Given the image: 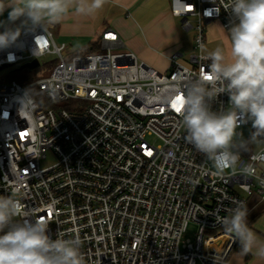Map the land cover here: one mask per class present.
<instances>
[{
    "label": "built area",
    "instance_id": "2783aa9c",
    "mask_svg": "<svg viewBox=\"0 0 264 264\" xmlns=\"http://www.w3.org/2000/svg\"><path fill=\"white\" fill-rule=\"evenodd\" d=\"M228 4L171 0L173 15L194 31V50L189 63L172 55L165 72L113 31L103 34L101 50L82 54L58 43L52 27L0 50V195L20 187L22 209L47 220L53 239L79 236L85 264H235L237 242L221 221L236 202L248 205L254 195L264 202V167L245 178L241 165L251 153H242L235 169L215 175L212 161L185 142L173 107L189 80L207 71L206 24L228 28ZM49 55L55 59L42 63ZM34 60V69L55 63L27 84L10 78ZM228 107L227 94L212 102L213 111ZM50 153L54 162L43 166ZM191 223L196 239L184 241Z\"/></svg>",
    "mask_w": 264,
    "mask_h": 264
},
{
    "label": "clouds",
    "instance_id": "9594fccd",
    "mask_svg": "<svg viewBox=\"0 0 264 264\" xmlns=\"http://www.w3.org/2000/svg\"><path fill=\"white\" fill-rule=\"evenodd\" d=\"M105 0H0V16L6 9L7 21H0V50L17 44L22 34L43 32L59 23L75 7L77 14L91 15ZM232 16L228 27L231 62L221 48L201 55L211 61L207 71L190 79L180 107V127L184 140L212 161L215 175L223 177L228 168L240 164L242 153H251L250 162L241 165L245 178H254L257 166L264 167V149L251 152V146L264 145V0H230L225 7ZM19 21V24L16 22ZM202 53L206 50L200 44ZM227 94L229 107L212 110V102ZM25 95L21 98V111ZM251 123L247 139L241 131ZM23 193L12 186L11 194L0 195V264H85L79 236L53 239L49 222L33 219L22 209ZM248 208L236 202L221 221L225 231L239 243L243 255L264 259V241L249 227ZM19 218V219H18Z\"/></svg>",
    "mask_w": 264,
    "mask_h": 264
},
{
    "label": "crops",
    "instance_id": "0c3cea01",
    "mask_svg": "<svg viewBox=\"0 0 264 264\" xmlns=\"http://www.w3.org/2000/svg\"><path fill=\"white\" fill-rule=\"evenodd\" d=\"M170 3L171 0H105L103 7L91 15L77 14L75 7L70 8L68 14L51 27L61 43L78 41L86 51L92 50L97 42L101 44L107 31L116 32L125 49L165 72L172 55H180L185 62L183 51L194 46V32L191 34V30L182 27V19L173 15ZM9 11L5 10L0 21H7ZM247 208L249 227L264 241V202L254 195L249 198ZM230 259L235 264H264V259L255 255H243L238 242Z\"/></svg>",
    "mask_w": 264,
    "mask_h": 264
},
{
    "label": "rangeland",
    "instance_id": "374dc122",
    "mask_svg": "<svg viewBox=\"0 0 264 264\" xmlns=\"http://www.w3.org/2000/svg\"><path fill=\"white\" fill-rule=\"evenodd\" d=\"M192 32H194V31L191 30V34H192ZM55 39L58 43L62 42L56 36H55ZM66 42H67L68 48H71L74 51H76L75 54H82V53H87V52L93 51V50L86 51L85 46L78 41H66ZM203 45H204V48L206 50V52L204 54H206L207 52H212L217 47H219L223 50L224 55L226 56L227 62H231L232 56H231V42H230L229 32H228V28H225L222 25V23L217 21V22H210V23L206 24L205 38H204ZM193 50H194V46H192L191 48L188 47L183 51V54H184L183 60L185 62H187V63L190 62V54ZM94 51H99V50H94ZM54 59H55L54 55H49L48 58L42 60V63H44L45 61H51ZM67 60H70V57L67 58ZM46 69H47V67L43 66L41 70L44 71ZM28 70H32V69H28ZM10 71H12V70L6 69L3 71V73L10 72ZM42 73H39V70H36L35 74H33V76H31V78L29 77L27 79L30 82V81L36 79L37 77L41 76ZM251 130L252 129H251V123H250V125L244 126L240 129H238L237 131H241L244 135V138L247 139ZM263 146L264 145L259 146V148H258V146L253 145L251 147H253L255 150H258V149L262 148ZM54 160H55L54 155H52L50 153L48 158L42 162V165L47 166L48 164L53 163ZM197 233H198V226L195 223H191L188 226L187 231L184 233L182 239L184 241H186L187 239H191L192 241H195Z\"/></svg>",
    "mask_w": 264,
    "mask_h": 264
},
{
    "label": "trees",
    "instance_id": "16d2710c",
    "mask_svg": "<svg viewBox=\"0 0 264 264\" xmlns=\"http://www.w3.org/2000/svg\"><path fill=\"white\" fill-rule=\"evenodd\" d=\"M92 50H101V44H99L98 42L93 44L92 46ZM53 63H49L48 65H46L45 67H47L46 70L51 69V67H53ZM42 68H37V69H32V70H28V69H24V70H17L14 71L13 74L10 76L11 79H15L18 82L22 83V84H27L29 81L27 78H31V76H33V74H35L36 70H39V73H42L43 70H41ZM45 70V71H46ZM31 92L33 93V95L38 97L39 91L37 89H32Z\"/></svg>",
    "mask_w": 264,
    "mask_h": 264
},
{
    "label": "water",
    "instance_id": "95a60500",
    "mask_svg": "<svg viewBox=\"0 0 264 264\" xmlns=\"http://www.w3.org/2000/svg\"><path fill=\"white\" fill-rule=\"evenodd\" d=\"M185 20H182V22H184ZM39 65V61L38 60H34L32 62H28L24 65H22L20 68H18V70H24L25 68H29V69H34L36 67H38ZM2 69V68H0Z\"/></svg>",
    "mask_w": 264,
    "mask_h": 264
},
{
    "label": "snow or ice",
    "instance_id": "6c2138e0",
    "mask_svg": "<svg viewBox=\"0 0 264 264\" xmlns=\"http://www.w3.org/2000/svg\"><path fill=\"white\" fill-rule=\"evenodd\" d=\"M182 99H183L182 97H178V98H177V100H181V101H182ZM173 107L175 108V110H176L177 112L180 111V107H176V102L173 103Z\"/></svg>",
    "mask_w": 264,
    "mask_h": 264
}]
</instances>
